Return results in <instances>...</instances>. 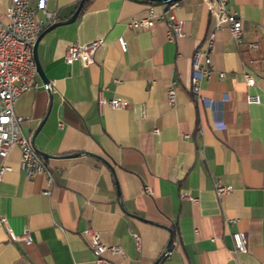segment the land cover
Instances as JSON below:
<instances>
[{
  "label": "crops",
  "instance_id": "crops-1",
  "mask_svg": "<svg viewBox=\"0 0 264 264\" xmlns=\"http://www.w3.org/2000/svg\"><path fill=\"white\" fill-rule=\"evenodd\" d=\"M80 1L46 0V9L62 21ZM177 1L184 36L174 40L162 21L127 27L150 7L166 9L150 0H85L72 22L41 34L37 57L52 88L38 76L37 87L21 92L13 110L23 118L22 133L48 155L52 182L25 175L17 146L0 158L11 168L0 181V217L15 234L32 237L30 244L14 242L0 227V264H94L82 235L89 226L105 244L120 247L106 254L113 264H153L170 236L171 249L157 264H264V105L246 99L264 100V0L229 2L241 18L243 42H258L255 52L244 53L226 26L215 31L213 71L200 86L213 99L228 95L223 129L190 92L192 55L205 47L213 18L203 0ZM9 2L0 0L3 23ZM97 39L103 44L93 63H65L68 46ZM244 70L253 73V86L245 84ZM171 84L174 104L167 98ZM99 96L129 106L100 107ZM217 181L232 191L218 198ZM237 230L246 234L245 253L233 251Z\"/></svg>",
  "mask_w": 264,
  "mask_h": 264
},
{
  "label": "built area",
  "instance_id": "built-area-1",
  "mask_svg": "<svg viewBox=\"0 0 264 264\" xmlns=\"http://www.w3.org/2000/svg\"><path fill=\"white\" fill-rule=\"evenodd\" d=\"M213 18V28L205 38V47L196 49L192 55V71L190 76V92L195 97L198 104L207 108L213 114V124L217 129H223L225 123L222 119L223 104L228 101V95L222 94L219 99L204 96L201 93V81L208 77L213 71L211 63V50L215 40V31L226 26L237 46L242 47L244 53L255 52L258 49L256 40L243 42L242 22L240 16L229 7L230 0H203ZM166 9L160 13L152 7L147 11L146 16L141 18H131L127 22V27L132 29L149 28L156 22L162 21L166 24L168 40H174L184 36V21L178 19L174 13L179 6L177 0H167ZM38 13L41 16H38ZM6 23L0 18V158H5L12 146H17L20 151L19 166L29 178L37 174H43L47 183L52 182L51 170L43 160V156L33 146L31 139L21 131L20 124L23 118L14 113V104L18 95L29 89L37 87V72L35 69L32 50L39 35L52 23L56 22L54 12L46 9V0H37L32 6L29 0H10L5 13ZM118 43L122 51H126L127 45L123 37L118 38ZM103 44V39L93 40L85 44L73 43L66 49L64 61L71 64L75 60H80L84 65L93 63L96 49ZM254 58H249L248 63H253ZM220 77L224 73L220 72ZM244 82L247 86L255 84V78L250 70L243 71ZM48 91L52 88V82L44 84ZM167 98L171 104L175 103V86L171 84L167 88ZM248 103L263 104L257 94L247 95ZM99 106L107 105L112 109H124L129 106V102L123 99L98 97ZM61 126V124H59ZM11 168L8 165L0 164V181L5 172ZM145 192L150 193L149 187H145ZM233 189L232 185L222 182L214 183V192L218 198L228 194ZM46 190L44 194H49ZM183 197L191 198L187 192H182ZM195 200V198H191ZM0 227L7 229L9 238L14 242H24L30 244L32 237L28 231L15 234L9 227L7 219L0 217ZM88 247L94 258V264H113L106 254L120 253L121 249L117 245L105 244L99 232L93 227H86L82 231ZM135 244L139 246V236L132 233ZM233 241V251L237 253L247 252V238L245 232L237 230L231 234Z\"/></svg>",
  "mask_w": 264,
  "mask_h": 264
},
{
  "label": "water",
  "instance_id": "water-1",
  "mask_svg": "<svg viewBox=\"0 0 264 264\" xmlns=\"http://www.w3.org/2000/svg\"><path fill=\"white\" fill-rule=\"evenodd\" d=\"M85 0H81L79 5L77 6L76 10L73 12V14L66 20H62V21H57V22H54L52 23L50 26H48L43 32L45 31H49L59 25H62V24H66V23H70L72 22L76 17L77 15L79 14V11L81 10L82 6H83V3H84ZM150 1H157V2H166L167 0H150ZM42 32V33H43ZM41 33V34H42ZM41 34L39 35V37L41 36ZM39 37L37 38V40L35 41L34 43V46H33V50H32V57H33V60H34V64H35V69H36V72H37V75L43 80L45 81L46 83H48V79L47 77L45 76L44 72H43V69L40 65V62H39V59L37 57V52H36V47H37V43H38V40H39ZM48 81V82H47ZM45 83V84H46ZM31 142L33 144V139L31 138ZM38 151V150H37ZM39 152V151H38ZM42 156H48L47 154L45 153H42V152H39ZM71 156H78L77 153L75 154H72ZM98 157V156H97ZM99 159H101L104 163H106L108 166L109 164L107 163L106 160H104L103 158L101 157H98ZM171 236L169 237V240L164 248V250L162 251L161 255L153 262V264H157L158 261L160 260V258L162 256H164L167 252L170 251L171 249Z\"/></svg>",
  "mask_w": 264,
  "mask_h": 264
},
{
  "label": "trees",
  "instance_id": "trees-1",
  "mask_svg": "<svg viewBox=\"0 0 264 264\" xmlns=\"http://www.w3.org/2000/svg\"><path fill=\"white\" fill-rule=\"evenodd\" d=\"M43 160H45V158L43 157Z\"/></svg>",
  "mask_w": 264,
  "mask_h": 264
}]
</instances>
